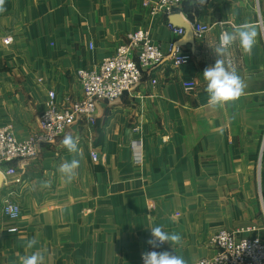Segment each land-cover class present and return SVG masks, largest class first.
Instances as JSON below:
<instances>
[{
    "label": "crops",
    "instance_id": "1",
    "mask_svg": "<svg viewBox=\"0 0 264 264\" xmlns=\"http://www.w3.org/2000/svg\"><path fill=\"white\" fill-rule=\"evenodd\" d=\"M3 9L0 127L11 124L19 139L39 130L49 91L69 107L82 96L77 71L97 68L130 32L150 29L164 53L175 40L143 0H5ZM171 17L212 26L202 39L192 32L176 40L188 63L164 59L114 102L99 101L94 123L76 122L0 177V264H19L32 237L45 264H141L153 226L181 235L175 252L186 264L212 256L210 238L222 229L264 237V0L185 4ZM245 23L258 32L251 54L233 45L226 57L245 78V95L209 111L203 71L217 58L211 47ZM188 78L197 84L189 92ZM65 134L78 138V154L60 144ZM73 155L77 177L64 185L57 169ZM9 196L21 207L16 220L2 210Z\"/></svg>",
    "mask_w": 264,
    "mask_h": 264
},
{
    "label": "built area",
    "instance_id": "2",
    "mask_svg": "<svg viewBox=\"0 0 264 264\" xmlns=\"http://www.w3.org/2000/svg\"><path fill=\"white\" fill-rule=\"evenodd\" d=\"M189 4L188 0H143V5L150 7L152 15L162 14L167 19L166 25L174 41L169 43L167 53L153 38L150 29L140 28L127 35L126 42L119 44L116 50L104 58L95 69H79L76 73L82 87V96L69 107L61 109L56 102V93L49 91L46 107L40 115L39 130L26 139H19L11 124L0 127V175L2 178L16 174L9 166L15 160L31 159L38 155L40 147L51 144L62 136L76 122L85 120L94 123L96 107L99 101L114 102L123 94L140 84L144 72L160 64L164 59L171 60L175 66H181L191 60L189 54L182 52L178 44L186 29L173 25L168 19L177 8ZM197 39H202L212 26L205 22H187ZM152 83L157 84V79ZM182 87L189 92L197 87L196 81L188 78L182 81ZM137 133L140 128L134 129ZM139 146V141H134ZM93 161L98 160L97 152H91ZM6 217L16 220L21 215V207L11 196L2 206ZM11 231H15L12 229ZM214 254L199 259L195 264H264V237L240 236L239 232L222 229L210 238ZM161 247L146 251L162 252ZM143 252V253H144ZM141 264L143 259L141 255Z\"/></svg>",
    "mask_w": 264,
    "mask_h": 264
},
{
    "label": "clouds",
    "instance_id": "3",
    "mask_svg": "<svg viewBox=\"0 0 264 264\" xmlns=\"http://www.w3.org/2000/svg\"><path fill=\"white\" fill-rule=\"evenodd\" d=\"M5 0H0V11H3ZM189 6L203 7L207 0H188ZM258 32L252 24H242L232 31H225L220 34L219 41L215 47H211L217 57L214 65L208 66L203 71V78L206 81L205 91L207 93V108L209 111L225 108L230 104L237 102L245 95L247 82L236 70L233 62L227 59L228 51L233 45H238L244 54L250 55L256 43ZM60 144L69 154L79 153V140L71 134H65ZM26 161H21L23 167ZM79 160L73 158L62 162L57 171L60 174L61 182L64 185L71 184L77 177ZM41 188L50 186L49 181H40ZM151 237L148 243L153 249L169 243L173 251L157 252L147 251L142 253L143 264H186L183 256L176 254L175 246L181 245L182 237L179 233H169L163 230V226H153L150 228ZM38 239L32 237L24 243L25 254L19 257V264H45V251L37 248Z\"/></svg>",
    "mask_w": 264,
    "mask_h": 264
},
{
    "label": "water",
    "instance_id": "4",
    "mask_svg": "<svg viewBox=\"0 0 264 264\" xmlns=\"http://www.w3.org/2000/svg\"><path fill=\"white\" fill-rule=\"evenodd\" d=\"M169 21L173 24V25H175V26H177V27H183V28H185L186 29V34L184 35V37H186L189 33H191L192 34V29H191V27L189 26V24L188 23H186L185 25H179V24H176L173 20H172V17L170 16L169 17ZM178 44H182V41H180V42H178ZM0 177H2L1 175H0Z\"/></svg>",
    "mask_w": 264,
    "mask_h": 264
}]
</instances>
